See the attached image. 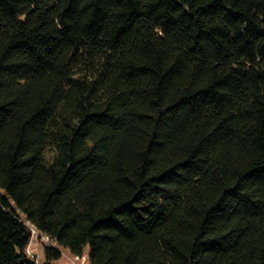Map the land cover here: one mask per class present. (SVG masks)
<instances>
[{
	"label": "trees",
	"instance_id": "obj_1",
	"mask_svg": "<svg viewBox=\"0 0 264 264\" xmlns=\"http://www.w3.org/2000/svg\"><path fill=\"white\" fill-rule=\"evenodd\" d=\"M33 226L42 264H264V0H0V264Z\"/></svg>",
	"mask_w": 264,
	"mask_h": 264
},
{
	"label": "rangeland",
	"instance_id": "obj_2",
	"mask_svg": "<svg viewBox=\"0 0 264 264\" xmlns=\"http://www.w3.org/2000/svg\"><path fill=\"white\" fill-rule=\"evenodd\" d=\"M46 245H54L52 240H48V237L45 235H40L38 237L35 236L34 240H31V243L27 247V254L30 262L32 264H42L45 260V249ZM63 249L62 256L60 260L56 261V264H91L88 260L87 252L89 251V247L87 246V252L84 254L85 258H77L74 256L71 251L65 248Z\"/></svg>",
	"mask_w": 264,
	"mask_h": 264
},
{
	"label": "built area",
	"instance_id": "obj_3",
	"mask_svg": "<svg viewBox=\"0 0 264 264\" xmlns=\"http://www.w3.org/2000/svg\"><path fill=\"white\" fill-rule=\"evenodd\" d=\"M40 235H43V234H41L39 231H38V229L37 228H35L34 226L32 227V238H31V240L33 241L34 240V238H35V236L36 237H38V236H40ZM45 236H47L48 237V240H50V237H49V235H46L45 234ZM31 243V242H30ZM74 256H76L77 258H85V256L84 255H74Z\"/></svg>",
	"mask_w": 264,
	"mask_h": 264
}]
</instances>
